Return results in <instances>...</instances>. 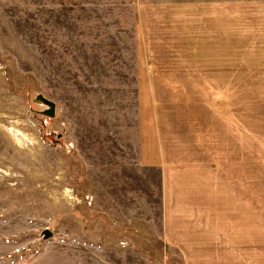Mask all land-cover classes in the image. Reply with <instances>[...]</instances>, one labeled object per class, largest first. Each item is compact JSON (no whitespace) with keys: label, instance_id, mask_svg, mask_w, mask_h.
<instances>
[{"label":"rangeland","instance_id":"374dc122","mask_svg":"<svg viewBox=\"0 0 264 264\" xmlns=\"http://www.w3.org/2000/svg\"><path fill=\"white\" fill-rule=\"evenodd\" d=\"M140 131L213 261L264 264V0H0V264H203Z\"/></svg>","mask_w":264,"mask_h":264},{"label":"crops","instance_id":"0c3cea01","mask_svg":"<svg viewBox=\"0 0 264 264\" xmlns=\"http://www.w3.org/2000/svg\"><path fill=\"white\" fill-rule=\"evenodd\" d=\"M160 140L155 136L152 139L153 143H148L147 138L143 137L141 131L138 137L141 164L146 167L160 168L159 177L163 193L162 204H160V228L157 237L170 248H178L184 258H191L195 260L193 262L202 260L205 261L203 264H209L211 260L212 263L210 264H221V262H214L213 259L223 256L226 259L236 258L235 246L225 247L226 250L220 252L219 242L222 240L219 237L222 236L219 234L218 225L213 230L202 231V235L199 236L195 233V229H190L187 226L192 223L197 226L196 221L177 219L178 213L174 210V182L173 184L170 182L172 174L169 171L167 172V165L163 166L164 145ZM179 244H181L182 249L178 247ZM228 248H230V251H227ZM229 264H232L231 261Z\"/></svg>","mask_w":264,"mask_h":264},{"label":"water","instance_id":"95a60500","mask_svg":"<svg viewBox=\"0 0 264 264\" xmlns=\"http://www.w3.org/2000/svg\"><path fill=\"white\" fill-rule=\"evenodd\" d=\"M46 235L48 236V235H49V233H48V232H46Z\"/></svg>","mask_w":264,"mask_h":264}]
</instances>
